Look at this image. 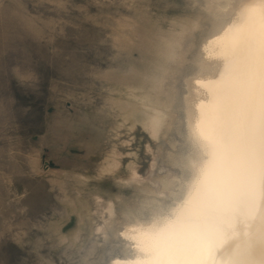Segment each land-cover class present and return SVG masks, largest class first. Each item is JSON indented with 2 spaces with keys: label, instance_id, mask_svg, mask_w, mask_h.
Segmentation results:
<instances>
[{
  "label": "rangeland",
  "instance_id": "1",
  "mask_svg": "<svg viewBox=\"0 0 264 264\" xmlns=\"http://www.w3.org/2000/svg\"><path fill=\"white\" fill-rule=\"evenodd\" d=\"M197 8L192 0H0V264H110L126 249L123 224L145 202L172 203L167 183L181 169L167 157L188 150L184 82L208 24L194 28L174 71V60L160 71L137 32L159 23L165 34ZM126 19L136 27L128 49ZM153 84L162 89L155 103ZM147 114L164 122L155 137Z\"/></svg>",
  "mask_w": 264,
  "mask_h": 264
},
{
  "label": "bare ground",
  "instance_id": "2",
  "mask_svg": "<svg viewBox=\"0 0 264 264\" xmlns=\"http://www.w3.org/2000/svg\"><path fill=\"white\" fill-rule=\"evenodd\" d=\"M192 3L200 13L178 28L163 34L158 23L137 32L149 40L160 71L173 60L174 71L193 45L194 28L208 24L196 73L184 82L188 150L167 157L181 169L177 183H167L172 203L145 202L150 211L123 224L118 237L126 249L110 264H264V0ZM119 28L128 49L136 27L126 19ZM158 82L147 86L157 90L154 103ZM144 125L155 137L164 122L147 114Z\"/></svg>",
  "mask_w": 264,
  "mask_h": 264
}]
</instances>
